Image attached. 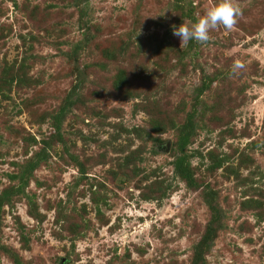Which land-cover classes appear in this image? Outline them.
I'll list each match as a JSON object with an SVG mask.
<instances>
[{"label": "rangeland", "instance_id": "1", "mask_svg": "<svg viewBox=\"0 0 264 264\" xmlns=\"http://www.w3.org/2000/svg\"><path fill=\"white\" fill-rule=\"evenodd\" d=\"M217 2L0 0V264H264V0L172 35Z\"/></svg>", "mask_w": 264, "mask_h": 264}, {"label": "clouds", "instance_id": "2", "mask_svg": "<svg viewBox=\"0 0 264 264\" xmlns=\"http://www.w3.org/2000/svg\"><path fill=\"white\" fill-rule=\"evenodd\" d=\"M243 16V9L235 0H218V2L209 8L197 22L189 26L182 23L179 27H173L172 35L180 40V47H186L190 41H195L201 45L210 41V32L223 27L226 30H232ZM140 30L137 35H140ZM135 36V37H136ZM245 64L239 60L232 65V75H239L245 69Z\"/></svg>", "mask_w": 264, "mask_h": 264}, {"label": "trees", "instance_id": "3", "mask_svg": "<svg viewBox=\"0 0 264 264\" xmlns=\"http://www.w3.org/2000/svg\"><path fill=\"white\" fill-rule=\"evenodd\" d=\"M32 166H33V165L31 164V168H32Z\"/></svg>", "mask_w": 264, "mask_h": 264}]
</instances>
